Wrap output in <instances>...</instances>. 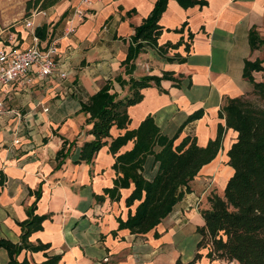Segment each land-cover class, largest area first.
Returning <instances> with one entry per match:
<instances>
[{
  "label": "crops",
  "instance_id": "0c3cea01",
  "mask_svg": "<svg viewBox=\"0 0 264 264\" xmlns=\"http://www.w3.org/2000/svg\"><path fill=\"white\" fill-rule=\"evenodd\" d=\"M203 5L182 8L175 0H167L157 25L161 33L157 45L182 43L167 56L177 54L183 63L167 62L152 49L145 47L135 58L131 77L157 76L171 72L179 77V86L161 81L142 89L138 103L126 109V130L135 129L150 116L160 134L171 138L173 145L183 138H193L196 146L204 147L216 135L217 125L224 121L217 113L225 99L247 96L251 84L242 78L243 62L264 58V48L250 50L247 33L253 28L264 41V0H201ZM155 0H59L35 16L36 29H44L39 46L56 41V72L59 78H40L31 69L27 82L0 88V100L6 110L0 115V239L16 244L18 223L26 219L25 209L34 203L33 214L46 216L41 229L28 237V242L47 245L44 251H21L17 262L26 260L39 264L47 257L59 256L57 264H234L209 261L206 249H196L200 236L196 229L203 225L200 210L207 209L206 197L218 196L232 170L227 166L226 152L236 133L223 132L220 149L203 165L188 183V192L152 230L132 235L117 230L116 218L125 220L137 202L124 204L132 190H119L116 202L101 196L112 186L113 157L107 145L100 148L89 164L73 161L82 142L92 137L85 123L87 115L79 111L105 82L110 92L123 96L126 89L114 83L123 75L120 63L125 58L133 28L148 16ZM11 34L18 49L31 45L30 36L21 22ZM69 30H72L69 32ZM179 30V31H177ZM190 34V39L187 35ZM0 35H4L0 30ZM187 47L186 50L184 47ZM263 71L253 72L255 82L264 83ZM11 111V112H9ZM201 111L198 119L187 122L193 112ZM124 130L111 127L113 139ZM178 132V133H177ZM62 140L74 142L63 159H55ZM127 142L117 154L128 151ZM159 148L155 147L154 152ZM152 156H147L141 175L150 181L156 171ZM38 191L35 200L34 192ZM195 254L198 259L193 261ZM7 254L0 249V264Z\"/></svg>",
  "mask_w": 264,
  "mask_h": 264
},
{
  "label": "trees",
  "instance_id": "16d2710c",
  "mask_svg": "<svg viewBox=\"0 0 264 264\" xmlns=\"http://www.w3.org/2000/svg\"><path fill=\"white\" fill-rule=\"evenodd\" d=\"M59 0H28L25 9L37 8L46 10ZM182 8L193 5H203L201 0H175ZM167 0H155L148 16L140 25L133 28L129 37L124 60L120 63L125 80L120 75L113 81L120 89H126L123 96L110 92V82L104 85L86 103L79 105V111L87 115L85 120L90 128L86 131L92 138L82 142L78 148L74 164H89L96 152L107 145V151L113 157L111 169L114 172L112 186L102 190L101 196H95V201L107 197L109 201L119 199V190H132L124 204L129 207L137 202L132 213L125 220L116 218L117 230L125 229L132 235H143L152 230L178 202L184 193L188 192V183L195 177L199 169L209 163L220 149L223 132L227 129L236 133L234 142L226 152L227 166L232 174L227 179L222 195L210 193L206 197L207 209L200 210L203 225L196 229L200 240L196 249H206L205 257L209 261L219 260L234 264H264V83L255 82L253 72H261L264 58L261 60L244 61L241 76L251 86L247 96L225 99L217 113L223 119L224 127L217 125L216 135L204 147H198L193 138L185 137L177 145H173L177 134L171 138L160 134L150 116H146L135 129L126 130L129 120L126 109L138 103L140 91L150 86L159 89L161 81H170L173 87L179 86V77H173L171 72H162L157 76L131 77L134 70V60L145 47L152 49L159 57L171 63H183L184 58L177 54L167 56L169 50H175L182 43H166L158 46L156 41L161 33L157 25L160 15L165 9ZM45 27L36 29L35 34L43 38ZM179 31V30H177ZM191 35H187L190 39ZM247 43L250 50L264 48V41L251 28L247 33ZM186 46L184 49L186 50ZM253 96L263 106L253 104L248 96ZM201 111L190 114L186 121L198 119ZM114 127L124 130L123 134L110 139L109 130ZM178 133V132H177ZM127 142L132 146L128 151L117 154V151ZM72 142L62 140L55 159H63ZM159 150L154 152V148ZM147 156H152L156 163V171L150 181L141 175L142 165ZM35 200L38 191L34 192ZM34 203L25 209L26 219L18 223L19 240L12 244L0 239V249L7 254L6 264H30L26 260L17 262L16 256L21 251H44L47 245L36 242L31 244L28 237L41 229V222L46 216L33 214ZM195 254L193 261L198 259ZM58 255L47 257L39 264H57ZM175 264H182L178 260ZM191 264V263H186Z\"/></svg>",
  "mask_w": 264,
  "mask_h": 264
},
{
  "label": "built area",
  "instance_id": "2783aa9c",
  "mask_svg": "<svg viewBox=\"0 0 264 264\" xmlns=\"http://www.w3.org/2000/svg\"><path fill=\"white\" fill-rule=\"evenodd\" d=\"M86 3V0H83ZM45 16L43 10H30L21 19L22 28L29 33L31 45L25 49H18L16 37L11 32L0 35V88L10 86L13 83L27 82V74L31 69L36 71L40 78L53 77L56 72V41L51 40L43 46H39L34 33L33 18ZM72 30H69L71 32ZM59 78L63 73H57ZM6 112L0 100V115ZM11 112V111H9Z\"/></svg>",
  "mask_w": 264,
  "mask_h": 264
},
{
  "label": "rangeland",
  "instance_id": "374dc122",
  "mask_svg": "<svg viewBox=\"0 0 264 264\" xmlns=\"http://www.w3.org/2000/svg\"><path fill=\"white\" fill-rule=\"evenodd\" d=\"M28 0H0V30L11 32L14 28L19 29L18 24L30 10L37 8L25 9V3ZM38 10V9H37ZM248 99L257 106L263 104L253 96H248Z\"/></svg>",
  "mask_w": 264,
  "mask_h": 264
}]
</instances>
